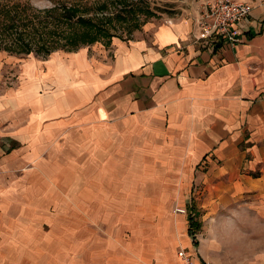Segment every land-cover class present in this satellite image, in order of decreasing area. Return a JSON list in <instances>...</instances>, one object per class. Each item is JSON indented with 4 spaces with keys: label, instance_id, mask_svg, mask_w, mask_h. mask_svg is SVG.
Segmentation results:
<instances>
[{
    "label": "crops",
    "instance_id": "crops-1",
    "mask_svg": "<svg viewBox=\"0 0 264 264\" xmlns=\"http://www.w3.org/2000/svg\"><path fill=\"white\" fill-rule=\"evenodd\" d=\"M237 1L251 12L237 24L236 45L196 38L200 0L144 21L127 37L24 64L20 87L0 94V140L10 143L5 151L0 145V264L34 263L30 189L40 181L46 202L48 166L41 161L40 174L15 179L56 128L72 129L75 166L88 168V177L74 179L82 199H92L94 184L95 197L111 205L89 200L82 208L113 213L137 183L138 210L167 215L149 234L127 239L122 228L102 224L110 238L95 244L94 264H183L180 249L196 263L264 264V0ZM189 199L199 200V214ZM178 203L188 211L172 218ZM192 208L200 221L196 245L187 233ZM50 235H39L41 250Z\"/></svg>",
    "mask_w": 264,
    "mask_h": 264
},
{
    "label": "rangeland",
    "instance_id": "rangeland-1",
    "mask_svg": "<svg viewBox=\"0 0 264 264\" xmlns=\"http://www.w3.org/2000/svg\"><path fill=\"white\" fill-rule=\"evenodd\" d=\"M2 3L7 5L16 6L15 19L13 17V25L16 23V32L11 34H2L0 32V94L7 90H17L20 87L21 79L24 77L23 69L24 64L32 59L38 64H42L44 60L48 59L53 53L71 52L77 48L88 44L69 45L64 43L62 38V32L70 33L78 30L72 26H65V24L59 25L58 31L59 38L53 42L51 47L45 44L34 45L29 43L30 34L34 37V31L31 33V27L36 25L37 20L44 19L43 17H51L58 15L62 6L77 8V14L88 18L95 22L100 19H107L105 22V28L107 31L114 33L118 37H127L132 31L139 28V26L146 20L153 18L160 21L170 13H177L181 8H186L190 4L198 2L200 0H1ZM105 6V9H100V6ZM75 21V20H74ZM72 23V22H71ZM34 24V25H33ZM38 24V23H37ZM77 26V25H75ZM51 25H47V28H51ZM83 30L82 27L77 26ZM38 28V27H37ZM62 32H61V30ZM77 30V31H76ZM30 32V33H29ZM20 36L24 42H27L29 47L22 48L18 43L16 37ZM47 38V36L42 37ZM39 41L36 42H40ZM102 43H106L107 39L102 38L99 40ZM93 43V42H92ZM38 47V48H36ZM65 51V52H63ZM62 55V56H63ZM45 88L39 90V93L49 91ZM50 128L56 126L54 119H49L46 122ZM49 139L46 144V148L42 150L34 158L33 162L26 164L17 169V178L24 172H33V174H40V170L43 167L48 166L49 181L47 186L48 199L42 200L40 198L41 182L35 179L32 180L30 191L32 192V207L33 211L32 220V233H33V248L32 256L34 263L41 264L40 261L46 260L49 264H58L63 259L66 262L73 258V256L80 258L83 264H94L93 258H91L97 250L95 244L102 242L110 238L104 232L105 226L102 224H109L116 229L122 228L123 232L121 238L127 239L132 236H136L137 232H145L149 234L154 226L159 222V219H163L167 215H155L140 212L138 206H140V200L138 199V184L133 183L130 189L126 192L125 196L118 199L121 204L117 205L113 203V213L101 212L96 213L97 204L93 205L94 208L86 206L82 208L83 203L87 205V202L91 200L93 203H102L101 207H107L106 210L111 208V205L106 201L97 199L95 197L96 191L95 185L92 187V199H87L90 193L84 195L85 199H82L83 184L81 187L78 182H74L75 177L84 179L88 177L83 171L88 168L76 167L75 156L72 149V142L74 140V134L72 135V129L67 130L65 134L58 128L51 129ZM70 131V132H69ZM73 133V132H72ZM0 145L3 151L7 150L10 146L8 140L1 139ZM85 159V157H78ZM46 162L42 165L40 162ZM39 162V166H38ZM44 171V170H43ZM94 178V177H93ZM88 188V183H84ZM16 194H19L20 187L15 184L13 187ZM43 191L45 188L42 189ZM31 205V204H30ZM187 205H192L196 212L200 213L199 200L189 199ZM182 208V209H180ZM92 210V213L89 211ZM188 211V207L178 203L177 206H173L171 210V217L175 215L184 214ZM184 212V213H182ZM196 214L195 220L199 221V215ZM173 215V216H172ZM36 223V224H35ZM36 225V226H35ZM200 227V223H199ZM42 228V229H40ZM40 229V230H38ZM59 229V240L56 238V232ZM141 229V230H140ZM51 231L55 236H51L48 240V246L45 250H41L40 234H44ZM200 228L195 233L197 242H200ZM80 235V236H79ZM85 241V245H82V241ZM57 241H59L57 243ZM140 241V240H137ZM44 245V244H42ZM91 246V248H89ZM27 252L30 253V248H27ZM3 254H6L3 252ZM91 254H93L91 256ZM47 258L45 259V257ZM106 259H100L102 264H108ZM18 264H26L21 262Z\"/></svg>",
    "mask_w": 264,
    "mask_h": 264
},
{
    "label": "trees",
    "instance_id": "trees-1",
    "mask_svg": "<svg viewBox=\"0 0 264 264\" xmlns=\"http://www.w3.org/2000/svg\"><path fill=\"white\" fill-rule=\"evenodd\" d=\"M100 9H105V6L101 5ZM77 8L75 7H66L62 6L60 13L58 15H53L51 17H43L42 20H37L36 25L31 27V33L34 31V37H31L30 34V42L31 45H43L46 43L48 47H51L53 42L56 41L61 33L58 31L59 25L65 24V26H72L78 30V33L72 31L70 33L62 32V38L64 43L69 45H78V44H88L94 41L102 40V38L107 39V41L115 34L107 31L105 28V22L107 19L99 20V21H91L88 18H84L77 14ZM16 6L10 4L5 6L0 0V32L2 34H11L13 31L16 32V23L13 25V17L15 19ZM75 20V21H74ZM72 22V23H71ZM47 25H51V28H47ZM83 28V30L79 29L77 26ZM38 27V28H37ZM58 28V29H57ZM76 30V31H77ZM30 33V32H29ZM60 34V36H59ZM47 36V38L42 37ZM18 43H20V47L27 48L29 46L27 42L20 37H16ZM40 42H36L39 41ZM38 48V47H36ZM193 209V208H192ZM195 210H191L187 216L188 220V229L187 233L191 237L192 244L196 245L197 240L195 239V233L199 230V222L195 220Z\"/></svg>",
    "mask_w": 264,
    "mask_h": 264
},
{
    "label": "built area",
    "instance_id": "built-area-1",
    "mask_svg": "<svg viewBox=\"0 0 264 264\" xmlns=\"http://www.w3.org/2000/svg\"><path fill=\"white\" fill-rule=\"evenodd\" d=\"M250 12L251 6L245 1L205 0L203 11L197 20L199 32L196 38L209 40L211 44L219 41L229 45L239 44L242 42V34L237 24L244 21ZM176 255L183 264H208L194 262L181 249Z\"/></svg>",
    "mask_w": 264,
    "mask_h": 264
}]
</instances>
